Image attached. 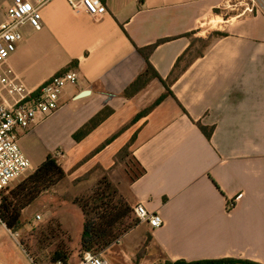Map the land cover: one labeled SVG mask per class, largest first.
Segmentation results:
<instances>
[{"label":"crops","instance_id":"0c3cea01","mask_svg":"<svg viewBox=\"0 0 264 264\" xmlns=\"http://www.w3.org/2000/svg\"><path fill=\"white\" fill-rule=\"evenodd\" d=\"M18 1L0 0V24ZM101 1L107 14L95 19L50 0L42 29L22 26L23 41L3 67L36 92L77 62L69 71L78 83L65 89L59 111L17 130L33 169L58 157L67 178L54 194L103 171L131 205L162 216L163 227L149 228L166 260L264 264V0ZM214 33L224 36L202 56L194 49L175 71L195 39ZM166 39L149 61L165 81L175 71L174 97L136 120L166 88L152 80L132 98L124 92L146 69L140 50ZM106 108L111 116L76 142L74 134ZM200 125L213 129L210 139ZM127 146L142 174H119Z\"/></svg>","mask_w":264,"mask_h":264},{"label":"trees","instance_id":"16d2710c","mask_svg":"<svg viewBox=\"0 0 264 264\" xmlns=\"http://www.w3.org/2000/svg\"><path fill=\"white\" fill-rule=\"evenodd\" d=\"M222 33H214L208 39H201L204 43V48L198 51L196 55L202 56L203 52L211 45L214 39L223 37ZM166 40H161L153 46L145 49H141L140 52L144 56L147 66L145 71L135 80V82L129 86L125 92L124 96L127 98H132L136 96L140 91H142L152 80H159L166 88L165 94H163L157 101H155L148 109L140 113L136 120L146 116L154 108H156L162 101L167 97L174 94L171 91V86L174 84L176 77L174 72L176 68L180 66L186 55H192L195 44L191 45L190 49L186 52L185 56L179 60L175 66V71L172 73L171 77L165 81L157 73L153 65L149 61L151 53L160 44L167 42ZM77 66V62H74L69 69ZM113 110L106 108L101 111L97 116H95L91 121H89L85 126H83L79 131H77L73 139L76 142L82 141L86 138L97 126L103 123L111 114ZM201 130L205 132L207 137L210 139L213 133V129L208 131L206 128L201 126ZM123 154H129V146L125 147L117 159L121 158ZM142 174V172L140 173ZM67 178V173L65 172L62 164L60 163L58 157L54 154H49L45 162L34 171L28 178L22 181L14 190H12L9 195H6L5 191L2 195V201L0 204V220L2 223L13 232H18L23 227L22 216L23 213L31 208L35 202L41 198L43 195L51 192L55 187H57L62 181ZM106 182L105 189L101 193L95 194V199L93 200V206L90 202L86 201H76L75 204L79 206L83 215L85 217L84 230L81 238V255L82 257L85 253L91 252L94 254L102 253L116 244L122 237L126 236L136 225L132 223H127L130 214H134L135 206L131 205L127 200L121 197V202L118 204H113V199L117 194V189L109 183L107 178L104 179ZM136 217V216H135ZM137 222L139 223L138 219ZM57 223V222H56ZM57 234L64 235L62 225L58 222L57 224ZM47 231L48 240L59 239L54 233L51 224L45 228ZM52 237V238H51ZM152 238V235H151ZM54 240V241H56ZM68 241V240H67ZM70 242H65L60 240L56 250L52 253L50 262L52 264H70L69 260L71 257ZM235 263H245V264H256L251 261H243L236 259H219V260H203L197 262H186L177 261L172 262L167 260L166 264H235Z\"/></svg>","mask_w":264,"mask_h":264},{"label":"rangeland","instance_id":"374dc122","mask_svg":"<svg viewBox=\"0 0 264 264\" xmlns=\"http://www.w3.org/2000/svg\"><path fill=\"white\" fill-rule=\"evenodd\" d=\"M217 20L219 21V19ZM215 22L213 21L212 25H216ZM211 26H206L199 33L205 32ZM194 41L195 54H197L198 51L204 48V43L201 38ZM128 155L123 154L121 158L117 159V166L123 165L118 172L123 175L124 171H127L137 176L141 173V169L131 158L127 157ZM34 171L32 165L31 171L14 182L9 187L6 195H9ZM71 174L73 173L71 172ZM95 177H98L97 180ZM105 178L118 191L113 199V204L120 203L121 197L126 200L122 189L113 183L108 176L104 175L103 171H98L97 173L93 171V173L77 181H66L57 194L52 191L39 198L31 208L23 213V227L18 232L15 233L9 230L0 220V264H52L50 262L51 255L56 250L60 240H63L64 243L70 242L71 257L69 263L78 264L81 255L80 243L85 217L75 202L80 200L88 201L93 206L92 202L95 199V194H99L105 189ZM51 212L52 216L50 215ZM38 214L42 215L41 221L36 220ZM58 222L62 223L64 235L57 234ZM127 223H132L136 226L116 244L102 252L110 264H166L167 260L152 243L151 228L146 224L138 223L134 214H130ZM49 224L56 232L54 234L58 238L60 237L59 239L56 240L51 237L52 239L48 240L45 228Z\"/></svg>","mask_w":264,"mask_h":264},{"label":"built area","instance_id":"2783aa9c","mask_svg":"<svg viewBox=\"0 0 264 264\" xmlns=\"http://www.w3.org/2000/svg\"><path fill=\"white\" fill-rule=\"evenodd\" d=\"M49 1H18L7 11L5 21L0 24V204L3 193L32 169L30 159L19 145L17 130L31 129L59 111L65 89L76 85L79 80L77 72L67 71L49 79L38 91L30 92L12 69L3 70L23 41L21 27L30 25L36 30L42 29V9ZM67 2L73 10L85 11L95 19L107 14V8L101 0ZM246 10L253 12V9ZM233 206L234 203L229 204L230 209ZM134 213L140 224H147L153 230L164 225L162 216L149 211L143 203L135 206ZM36 220L41 221L42 215L38 214ZM78 264L110 262L102 253L88 252Z\"/></svg>","mask_w":264,"mask_h":264},{"label":"water","instance_id":"95a60500","mask_svg":"<svg viewBox=\"0 0 264 264\" xmlns=\"http://www.w3.org/2000/svg\"><path fill=\"white\" fill-rule=\"evenodd\" d=\"M87 94H89V91L84 92V93L82 94V96H83V95H87ZM235 264H245V263H235Z\"/></svg>","mask_w":264,"mask_h":264}]
</instances>
